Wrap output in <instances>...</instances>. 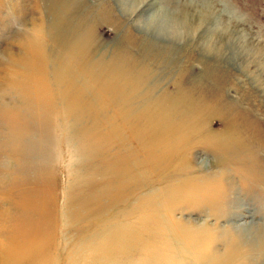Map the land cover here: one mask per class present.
<instances>
[{
	"label": "rangeland",
	"instance_id": "obj_1",
	"mask_svg": "<svg viewBox=\"0 0 264 264\" xmlns=\"http://www.w3.org/2000/svg\"><path fill=\"white\" fill-rule=\"evenodd\" d=\"M79 14L89 34L65 26ZM72 36L88 62L69 60ZM32 82L53 104L48 127L42 99L24 102ZM66 83L90 109L67 116ZM92 116L105 134L75 137ZM96 144L109 148L78 151ZM109 179L133 193L110 202ZM25 204L57 246L33 264H264V0H0V264L8 237L35 227Z\"/></svg>",
	"mask_w": 264,
	"mask_h": 264
},
{
	"label": "bare ground",
	"instance_id": "obj_2",
	"mask_svg": "<svg viewBox=\"0 0 264 264\" xmlns=\"http://www.w3.org/2000/svg\"><path fill=\"white\" fill-rule=\"evenodd\" d=\"M159 13L158 12H155V13H152L151 15H148V17H146V19H149L150 17L153 16L149 20L148 23L149 24L152 23L158 29L163 28V27H160V25H162V24L159 23V22H162L163 21V20H161L162 16L159 15L158 16L159 18L157 17V14H159ZM66 18H67V20L65 19L64 24H65V26H67L68 24L70 26H72V24H73V26H72V33L73 34H74V32H73L74 30L77 29V31H78V30L82 29V27H84V30L82 29L81 32L84 35L89 34V32H92V29H90L88 26L81 25V23L82 22L84 23L85 21H87V18H88V17L87 18H83V14H81L78 17L75 16L73 18L72 17L69 18L68 15H67ZM154 18H155V20H153ZM67 29H69V28H67ZM163 29H165V28H163ZM77 31H75V32H77ZM72 38H74V36H72ZM70 43L71 44L68 46V48H66L67 54L69 56V60H70V58H72V60H75L76 61L75 58H77V59L82 58L83 61L82 60H78V62L80 64H83L86 61L88 62L89 59L86 58L87 57V52L86 51L89 52V49H88V47H89L88 46V41H86V39L84 37H79L78 36V37L74 38L72 41H70ZM53 45H54V47L56 49V52H58V53H59L58 46H59V48H64L65 47V46H63V43H61L59 45L58 37H56L54 39ZM69 47H70V49H69ZM82 47H83V49L86 50L85 52H83L84 54L80 53V50L76 52V49L78 50V49H80ZM86 47H87V49H86ZM78 53H80L79 57L77 56ZM61 54L64 56L63 53H61ZM124 60H127V57L126 56H120V57H118L116 59L115 64L112 65V68L115 71L117 70L121 74V75L119 74V76H122L123 72L130 71V66L133 65V63L130 61L128 63V67L125 69L123 66H121V63ZM54 61L57 62L56 64H58V66L61 67L62 66V63H64L66 60H64V62L61 63L60 60L58 61V59L54 58ZM101 72H103V70L99 66L98 73H101ZM57 78L59 79V77H57ZM86 79L88 81L92 80V78H89V77H87ZM72 81H73V79H72ZM56 82H58V81H56ZM74 84L75 83L72 82V85L73 86H75ZM35 85H37L36 82L28 83L26 85L23 84V86H22L23 89L21 90L22 91V96H23L24 102L27 103V105H31L30 109L33 107V105L37 104V102H39L42 99L41 101L44 103L46 109L45 110H42L40 108V106L37 105L40 108V110L38 111L40 117L42 118V119L41 118L40 119L44 122V124H39V125L40 126L48 127L49 125L48 124L46 125L45 122L48 120L50 111H52L54 113L55 110H54L53 104L50 102L51 101L50 96H46L43 91H41V90L40 91L34 90V92H33L34 93V96L32 94H30V92H31L30 89L33 88ZM127 87L129 88V86H127ZM56 91H58L59 98H60L59 101H60L61 105L68 112V115L67 116H71L72 114H74L75 113L74 110H76V108L78 109V107H80V106H81L80 110H82V111H87L88 109L91 108V105L89 103H88V105H87V103L86 104L80 103V104H77V106L75 107L76 104L73 103V102H74V100H77L79 98H82L83 91H82V89L80 91H75L74 90V87H71L70 83H66V86H63V87L61 86V89L60 90H56ZM82 118H83V116H82ZM99 119H100L99 116H92V123H93V126H94L95 129L92 128L91 126H88V125H85V126L82 125L81 126L80 124H76L73 127V131H72L74 133L75 137H78V138L79 137L80 138H82V137L89 138V137H87L88 135H93V136H96V137L97 136H103L105 133L97 130L96 127H95V124H94L95 122H98ZM79 121H80V119L78 118V120L76 122L78 123ZM65 126H66V124H65ZM84 131H88L87 132V136L85 135V132ZM62 132H64L63 129H62ZM48 133H46V140L47 141H48V139H51L52 138V136H48ZM63 136H64V133H59L58 135L56 134L55 141H59V140H61V142L62 141H66V139ZM233 143L231 144L232 146H234ZM103 145L104 144H96V145H93L92 149H90V150H87V149L83 148L82 146H79L78 145V151H81V152L83 151L82 153L81 152H79V153L81 155H83L84 157L89 158L90 160H92L95 156H97L99 154H104V152L107 151V149L109 148V145H105V146H103ZM228 150H229V148H228ZM47 153H48V155H50L51 158H55V153L53 151L52 152H47ZM2 159H4V158H2ZM99 164H101V163H99ZM99 164H97L98 168L101 171V173L99 172V174L103 177L104 172L100 168V165ZM101 166L103 167L104 164H101ZM46 170H47V173H46V175H47V174H49V170L46 167H45V169H44L43 172L45 173ZM88 171H89L88 172V177L90 175H92V176L94 175V172H92L91 169L88 170ZM62 173H64V171ZM63 176L64 175H62V177ZM109 176H115V172H111L109 174ZM105 177H106V175H105ZM91 178L92 177H89V180H91ZM127 180L128 179H125V181H127ZM125 181H124V183H125ZM109 182H110V185L112 186V190H111V192L109 194L107 192V194L109 195L110 202H112V203L116 202L114 204L120 203V201H123V200L128 199V197H130V195L133 193V192H130L126 196L127 197L126 198L125 196H122V194H123V187L121 189L119 186H114L117 183L116 179H111V181L109 179ZM207 185H209V184L207 183ZM134 188H135V186H134ZM23 199H24V203H27V201L29 200V198H27V196H24ZM29 204H30V202H29ZM22 206L24 208L30 209L29 212H28L29 218H26V217L25 218L28 219L30 222L35 223V227L31 228L28 232H22L21 230L19 231V229H18L16 235H13L11 237H8L9 238V241L8 242L10 244L6 245L5 255H6L8 261L11 264H33L34 260L45 256V254H47L48 251H50L52 249H56L57 250V246L55 244L51 243V239L50 238H48V240H47L46 237H43V236H47L48 237L49 236L48 232L43 235L40 231H39L40 232L39 233L38 230H37V228H36L37 225H38V223H39V221L40 220H43V219H46V217L39 213V209H37L35 211V210L32 209L33 207H30V206H28L26 204L25 205H22ZM92 214H94V213L92 212ZM85 216L86 217H91L90 214L85 215ZM80 219H82V217ZM54 228H55L54 225H52L51 223L48 224V229L47 230L50 231V236H52V233L55 230ZM18 231H19V233H18ZM39 235L40 236L42 235L41 237L46 240L45 241L46 244L44 246L42 245L43 242H38V241L35 240V238H37ZM62 255H63L62 257L64 259H66V256L67 255L65 253H63ZM74 259H75V254L74 253L68 254V261L71 260V263H72L74 261ZM34 264H36V263H34ZM42 264H54V260L52 258H46V259H44V261H43Z\"/></svg>",
	"mask_w": 264,
	"mask_h": 264
}]
</instances>
